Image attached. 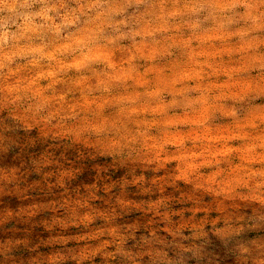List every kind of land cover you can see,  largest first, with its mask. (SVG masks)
I'll list each match as a JSON object with an SVG mask.
<instances>
[{
    "label": "clouds",
    "instance_id": "clouds-1",
    "mask_svg": "<svg viewBox=\"0 0 264 264\" xmlns=\"http://www.w3.org/2000/svg\"><path fill=\"white\" fill-rule=\"evenodd\" d=\"M0 264H264V0H0Z\"/></svg>",
    "mask_w": 264,
    "mask_h": 264
}]
</instances>
